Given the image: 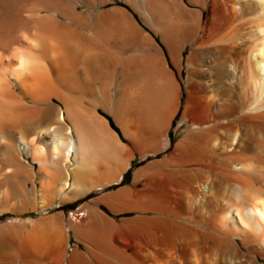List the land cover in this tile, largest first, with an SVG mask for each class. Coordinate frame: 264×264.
Here are the masks:
<instances>
[{
  "label": "bare ground",
  "instance_id": "obj_1",
  "mask_svg": "<svg viewBox=\"0 0 264 264\" xmlns=\"http://www.w3.org/2000/svg\"><path fill=\"white\" fill-rule=\"evenodd\" d=\"M108 1L0 0V264H264V0Z\"/></svg>",
  "mask_w": 264,
  "mask_h": 264
},
{
  "label": "rangeland",
  "instance_id": "obj_2",
  "mask_svg": "<svg viewBox=\"0 0 264 264\" xmlns=\"http://www.w3.org/2000/svg\"><path fill=\"white\" fill-rule=\"evenodd\" d=\"M186 4V3H185ZM186 6L190 7V8H194V9H201L199 5H189L186 4ZM101 9H109V8H113V7H122V8H127L130 12L133 13L135 19L138 22L139 27L144 31V33H146L148 35L153 37L155 39V41L162 47L163 52L165 54V56H168L167 51L161 41V38L158 34H155L154 31L152 30V28L155 26L154 23H152V28H150V26L146 25L144 23V21L136 14V12L129 6L126 5V3L120 1V0H109L108 2H106L104 5H100L99 6ZM202 13H203V17L202 20H205L206 17V12L204 9H201ZM156 27V26H155ZM191 48V44L188 43L184 49L182 50V70H181V76H178L179 81L181 82V90H182V105L180 107L179 112L175 115V117L172 119V123L170 126V129L168 130V136L170 139V143L171 145L164 149L161 152H158L157 154H153V155H148L147 157L140 159L139 154H136V156L134 157V159L131 161L130 166L128 167L127 170H125L122 175H121V179L119 182L117 183H110L109 185H107L105 187V189H103L101 192H97V191H88L86 193H84L82 196H80V198H77L73 201H69L66 202L64 204L61 205V207H57L54 209H50V214L55 213L57 211L62 210L63 213H68L69 211L72 210H76L78 209V207L82 204H88L90 203V201H98L100 198L106 196L107 194L113 193L115 191H117L118 189L122 188V187H132V183H133V176H134V171L138 168L147 166L148 163L152 162V161H156V160H160L162 159L167 153H169L174 144L181 138L182 135V130L184 129V125L180 124V117H181V112L183 110L184 104H185V96H186V83H185V78L187 76V62H186V57L190 51ZM137 54V53H136ZM139 54V53H138ZM120 79L119 73L116 72L114 74V77L111 81V88L110 91L113 92L114 89L118 86V81ZM98 112L105 116L111 123V126H113L115 129H117V131L119 132V134H121V131L117 128L114 118L107 114L106 112H104L103 110L99 109ZM122 140L125 141L122 137ZM36 166V165H35ZM36 169V168H35ZM96 175V174H95ZM94 175V176H95ZM98 182L97 178H93L91 180L87 179V178H82V180H80V182L82 184H88V183H93V182ZM84 182V183H83ZM140 186H142V181L139 182L136 185V188H140ZM99 204V208L104 211L109 217L111 218H115L117 220L123 219V218H128L130 216H133L134 213L131 212H126V213H118V214H114L111 211H109V209L102 203H98ZM28 216V215H26ZM24 216V217H26ZM35 216V215H33ZM6 218V215L1 216L0 220H4ZM75 237H73V234L71 233L68 237V241L66 240V244H68L70 247V251L72 252V249L76 248V245L78 244V239H74ZM78 250H83V246L80 245L78 247Z\"/></svg>",
  "mask_w": 264,
  "mask_h": 264
}]
</instances>
